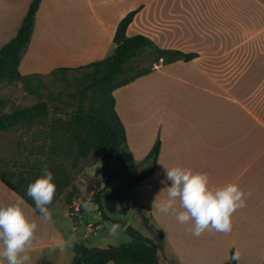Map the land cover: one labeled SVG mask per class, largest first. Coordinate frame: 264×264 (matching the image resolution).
Segmentation results:
<instances>
[{
	"label": "crops",
	"instance_id": "1",
	"mask_svg": "<svg viewBox=\"0 0 264 264\" xmlns=\"http://www.w3.org/2000/svg\"><path fill=\"white\" fill-rule=\"evenodd\" d=\"M30 2L0 0V48L16 35ZM221 4L222 0H41L31 39L18 66L21 75H48L57 68H75L102 60L114 46L118 23L135 10L137 13L126 30L128 37L143 35L160 49L196 54L188 62L168 65H162L161 59V64L151 68L149 74L112 93L114 110L125 131V144L119 157L131 158L137 173L146 175L129 193L131 211H139L148 224L160 232L161 241L154 239L146 228L144 234L139 232L153 239L160 264H226L230 253L237 249L241 258L236 264H264V118L255 115L253 100L255 92L263 88L264 72L258 83L248 87L246 76L255 64L248 50L226 51V55H233L241 63L236 61L235 67L231 66L234 61H230L228 70L220 73L217 66L205 62L206 58L217 57V51L168 46L175 38L197 43L220 39L212 34L188 36L184 29L215 25ZM225 15V26L230 33L223 35V41L236 43L235 19L228 13ZM147 26L154 31L145 33ZM175 28L180 30L175 32ZM168 80L182 89L194 91L192 105L186 114L172 111L168 102L158 107L157 88L149 82L161 81L163 91L172 84ZM147 82L149 88L141 92ZM241 82L246 84L243 86ZM199 106L206 108L207 117H197ZM158 139L160 149L153 164L145 157ZM164 166L207 173L210 187L214 189L236 183L244 192H251L246 206L232 217V231L228 234L205 231L196 237L186 230L194 223L182 225L173 214L155 210L153 202L156 199L158 204L166 199V187L171 186L166 180ZM19 199L0 180V207ZM58 203L64 204L58 201L49 208L51 223L45 222L27 203L22 204L28 218L38 225L36 239L28 253L31 264H70L71 248L66 247L61 252L57 246L59 242L70 241L73 245L86 241L97 230L95 224L87 223L80 235L78 225L82 214L71 226L68 207L67 213L61 212L55 208ZM117 208L110 215L113 220H116ZM126 224L123 222V228Z\"/></svg>",
	"mask_w": 264,
	"mask_h": 264
},
{
	"label": "trees",
	"instance_id": "2",
	"mask_svg": "<svg viewBox=\"0 0 264 264\" xmlns=\"http://www.w3.org/2000/svg\"><path fill=\"white\" fill-rule=\"evenodd\" d=\"M41 0H31L25 16L16 35L0 48V83L14 84L28 77L44 76L40 74L21 75L18 66L27 48L35 24V16L39 10ZM137 10L129 12L117 25L113 37V48L108 56L99 61L91 62L75 68H57L51 73H66L88 69L85 74L87 85L78 92L77 110L66 120L52 118L48 120L49 111L45 102H39L29 107L15 109L8 113L0 112V131H5L13 125H21L30 130L34 125L46 126L47 130L42 133H32L31 145L36 143V137H42L43 141L34 149L35 159L24 170L12 171L6 164H0V180L6 184L15 194L35 209V203L27 195V186L41 177L42 169L46 165L53 173L56 184V194L53 206L60 201L63 192L71 184V176L65 162L71 158L76 160L86 159L91 153L100 157V167L107 184L115 181L116 177L124 175L126 180L122 186L109 189L103 201L96 195L97 212L105 221L118 223L113 220V215L119 204L127 200L129 193L136 185L141 183L146 175L137 173L130 158L129 170L110 172L111 161L120 155L125 144L124 127L114 110L113 91L128 84L135 79L149 74L151 68L143 69L124 82H118L117 77L125 72V64L137 56L144 49H152L162 59V65L172 64L177 61L188 62L196 54L183 53L178 50H165L157 47L150 39L143 35L128 37L126 30L132 22ZM48 74V75H49ZM88 92H97L99 106L96 109L84 111L83 101ZM4 104L0 101V109ZM46 139L49 140L48 148ZM160 149V141L157 140L145 160L156 162ZM73 192L66 195L64 203L73 220L78 217L72 214ZM79 203L83 198L78 196ZM145 228L153 235L154 239L161 241V234L148 224L143 217ZM125 231L131 238L129 243L118 247L88 248L82 242H76L71 248V264H160L157 255V246L153 239L143 237L138 231L130 226H125ZM73 252L75 255H73ZM226 264H236L231 257Z\"/></svg>",
	"mask_w": 264,
	"mask_h": 264
},
{
	"label": "rangeland",
	"instance_id": "3",
	"mask_svg": "<svg viewBox=\"0 0 264 264\" xmlns=\"http://www.w3.org/2000/svg\"><path fill=\"white\" fill-rule=\"evenodd\" d=\"M227 13L235 19L236 32L234 33L238 36V42L236 43L223 41V35L230 33L229 27L225 26V14ZM219 15L221 19H219ZM176 29L180 30V28H175V32ZM144 30L147 34H149L150 31H154L151 26L144 27ZM163 30L165 29L163 28ZM184 32L187 33L188 36H195L198 33L206 35L212 34L219 36L220 39H217L215 42L197 43L194 41L183 42L175 38L172 42L168 43V46L173 49L182 48L217 51V57L202 60H205L208 64L217 66V70H220L218 71L220 73H225L228 70L230 61H234L231 66H235L237 61L234 59L233 55H226V51L232 50L235 52L246 49L249 55L255 58V64L251 68L248 76H246L247 78L245 77L247 86L249 87L251 83L256 84L260 81L262 77L261 72H264V0H222L221 10L218 11V20L215 25L206 26V28L201 29L190 27L184 29ZM164 46H166L165 43ZM201 56L204 55L201 54ZM231 57L233 58L230 60ZM237 62H239V64L241 63V61ZM160 64L161 59H158V54L155 51L152 49H144L140 51L136 57L131 59V61L125 64L124 67L126 70L117 77V81H127L137 72L147 68L154 69L155 65ZM88 72H90L88 69L69 71L66 73L54 72L44 76L28 77L14 84L2 82L0 83V101L3 102L4 106L0 109V112L8 113L15 109L29 107L39 102H45L49 111L48 120L52 118L66 120L77 110L78 92L84 85L88 84L87 80L86 83L84 81V78L86 79L85 74ZM168 81V83L172 84L167 88L164 87L163 91V83H161V81L149 82L153 88H157L156 99L158 101V107L160 108V106H163V103L168 102L167 106H169L172 111H179V114H186L192 105L193 101L191 100L194 98V91L186 88L182 89L177 86V83H173L174 81ZM241 84L244 86L246 83L241 82ZM144 87L145 88H143L141 92L149 88L148 82ZM253 100L255 115L264 118V85L262 90L259 89L255 92ZM98 106L99 101L97 92H88L83 101L84 111L96 109ZM196 115L198 118L207 117L208 112L206 108L200 107ZM44 130H47L46 126L34 125L28 130L18 124L9 127L5 131H0V164L3 163L8 165L9 169L12 171L24 170L28 167L27 165H31L35 159V156L31 154H34V149L43 141L41 136L36 137L34 140L36 143L31 145V134L34 132L42 133ZM45 141V148H48L49 140L46 139ZM128 163L129 159L126 156L123 159L117 156L116 159L111 161L110 170L120 171L127 168L126 171H128ZM65 165L71 176V184L63 192L60 201L64 203L66 195L70 192L74 193L72 208L74 202H76L79 206L78 216L80 213L82 214L79 219L80 225H78V232L80 235L85 229V224L91 223L97 226V230L92 235H89L86 241L82 242L93 248H106L108 246L118 247L122 244L129 243L131 238L126 233L125 228H123V222L142 234L146 232L139 211H131L132 200L129 197L117 208L115 219L119 220V222L112 224H119L120 230L115 237L108 235V227L111 224L105 223L97 212L96 195L103 201L110 188L119 187L124 184L126 180L124 175L116 177L114 182L107 184L105 176L101 171L100 157L96 153H91L86 159L76 160L75 158H71L65 162ZM78 196L82 197L84 202H91V212H86L84 210L82 204L76 200ZM66 206L65 203H58L55 208L67 213ZM75 221L76 220H73L71 217L69 219V224L73 226Z\"/></svg>",
	"mask_w": 264,
	"mask_h": 264
},
{
	"label": "clouds",
	"instance_id": "4",
	"mask_svg": "<svg viewBox=\"0 0 264 264\" xmlns=\"http://www.w3.org/2000/svg\"><path fill=\"white\" fill-rule=\"evenodd\" d=\"M165 169L166 180L171 182V186L166 187V199L158 204L155 199V210L162 214H173L179 224L194 223L186 230L196 237L205 231L224 234L232 231V217L238 209L246 206V199L251 196V192H244L236 183L214 189L210 187L207 173L193 172L189 168L176 166ZM42 173L41 177L27 186V195L34 201L37 213L45 222L51 223L52 213L48 206L53 202L57 186L53 182V173L46 165ZM23 203L21 198L11 205L0 207V264H31L28 253L36 239L38 225L25 214ZM80 203L86 212L92 211L91 202ZM119 230V224H111L108 235L115 237ZM57 246L61 252L66 247H73L70 241H61ZM240 258L241 252L237 249L231 259L239 262Z\"/></svg>",
	"mask_w": 264,
	"mask_h": 264
},
{
	"label": "built area",
	"instance_id": "5",
	"mask_svg": "<svg viewBox=\"0 0 264 264\" xmlns=\"http://www.w3.org/2000/svg\"><path fill=\"white\" fill-rule=\"evenodd\" d=\"M72 209H73L72 214L78 216V212H79L78 204H74Z\"/></svg>",
	"mask_w": 264,
	"mask_h": 264
}]
</instances>
